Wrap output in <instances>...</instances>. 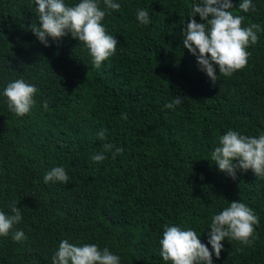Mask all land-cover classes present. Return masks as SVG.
Instances as JSON below:
<instances>
[{"label": "trees", "instance_id": "1", "mask_svg": "<svg viewBox=\"0 0 264 264\" xmlns=\"http://www.w3.org/2000/svg\"><path fill=\"white\" fill-rule=\"evenodd\" d=\"M113 2L119 10L99 0L119 44L96 68L71 34L49 37L50 46L38 40L30 27L39 26L35 0H0V211L13 215L16 201L23 217L0 236V264H52L63 240L107 248L120 264H171L159 243L166 225L196 231L212 264H264V177L238 169L233 178L211 157L228 130L264 134V0H252L248 12L232 0L243 26L257 23L261 31L246 67L225 77L214 64L215 83L198 64V50L193 55L183 44L201 0ZM138 9L149 12V24L137 19ZM16 79L38 89L23 117L3 95ZM175 97L182 103L165 107ZM104 144L112 150L93 162ZM116 148L123 151L114 156ZM58 166L68 183H45ZM232 201L246 203L260 223L250 245L225 238L217 258L208 243L211 217ZM18 230L21 242L12 239Z\"/></svg>", "mask_w": 264, "mask_h": 264}, {"label": "clouds", "instance_id": "2", "mask_svg": "<svg viewBox=\"0 0 264 264\" xmlns=\"http://www.w3.org/2000/svg\"><path fill=\"white\" fill-rule=\"evenodd\" d=\"M35 3L38 6L39 26L32 24L31 32L45 46H50L49 37L58 41L71 34L72 38L78 39L89 50L96 68H100L104 61L115 55L119 41L116 36L108 33L103 23L107 13L101 9L99 0H79L74 6H69L65 0H35ZM103 3L109 10L120 9V4L113 0H103ZM251 7L252 0H241L239 4L243 12H248ZM233 8L232 0H201L192 6L191 20L186 23L184 30V47L193 55H197L198 50V64L214 83L217 80L214 64L219 66L220 75L225 77L247 66L250 56L247 49L258 42L257 32L261 31L257 23L243 26L246 17L234 14L231 11ZM197 15L206 22L198 23L195 19ZM137 19L144 25L149 24V12L138 9ZM37 92L35 85L16 79L8 83L3 95L7 97L9 109L23 117L35 105ZM181 103L182 98L175 97L165 107L171 109ZM44 107L47 109V102ZM122 116L127 119L126 113ZM98 136L101 140L105 139V131L101 130ZM219 144L211 157L220 171L235 178L238 169L245 172L251 169L256 177H264V134L249 137L228 130L220 137ZM112 148L113 145L104 144L103 152L93 155L91 160L103 161L106 158L104 152ZM122 151L116 148L114 156ZM54 181L68 183L69 177L64 167H54L45 174V183ZM10 208L13 213L11 216L0 211V236H8L13 226L23 218L16 201L11 202ZM259 223L256 212L240 201L230 202L223 211L213 215L208 243L216 257H220L225 238L250 245L255 226ZM12 239L21 242L26 236L22 230H18ZM159 243L163 260L171 264H212V251L192 229L166 225ZM52 264H120V257L107 248L101 250L96 244L76 246L63 240L52 257Z\"/></svg>", "mask_w": 264, "mask_h": 264}]
</instances>
